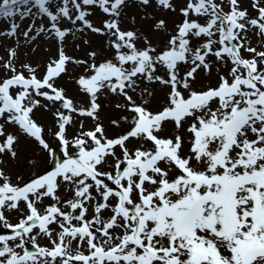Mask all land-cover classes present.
Segmentation results:
<instances>
[{
    "label": "snow or ice",
    "instance_id": "snow-or-ice-1",
    "mask_svg": "<svg viewBox=\"0 0 264 264\" xmlns=\"http://www.w3.org/2000/svg\"><path fill=\"white\" fill-rule=\"evenodd\" d=\"M131 2L181 19L145 12L154 42L122 29ZM0 18L13 42L0 57V264H264V0H2ZM89 33L104 49L85 38L86 58L68 55ZM21 36L24 55L38 37L56 44L42 75L20 65ZM108 96L122 102L106 129Z\"/></svg>",
    "mask_w": 264,
    "mask_h": 264
},
{
    "label": "rangeland",
    "instance_id": "rangeland-1",
    "mask_svg": "<svg viewBox=\"0 0 264 264\" xmlns=\"http://www.w3.org/2000/svg\"><path fill=\"white\" fill-rule=\"evenodd\" d=\"M2 2V0H0ZM185 3V0H179V5L182 6ZM243 6L249 7V0H243ZM21 11L24 10L23 8L20 9ZM227 10V9H226ZM249 11L252 10L249 8ZM147 12L151 14V16H154L156 19H165L168 22L169 28L173 27V24L176 22H179L181 19L179 16H177L175 13L172 12H166L162 9H157L155 6L152 8H147L142 10L141 7L137 6L134 2L130 3V6L125 9V15L121 17L122 19V29L124 30H136L140 29L145 34H147L150 39H152L154 42L160 40L162 37L158 33H154L151 31V24L153 21L151 19H141V16L144 15V13ZM33 13L35 14V9H33ZM136 18L135 24L131 23L132 17ZM15 22L21 25V30H26L29 24L32 23V18H26L25 20L21 21L19 17H15ZM42 18L36 19V26L39 27L40 22ZM92 21L94 22V25L97 27L101 26V22L105 19H108V17L105 16L99 9H95L93 15L90 17ZM44 22L47 24V20L45 19ZM10 26V21L5 20L3 18H0V30H8ZM89 39L91 41V45L93 48H96L97 50H103L106 37H101L95 34L89 33L86 37H80L79 39H70L69 40V46L66 48V52L68 55L72 57H78V58H86L85 54L90 50L88 46L81 44L80 48L77 49L75 45L77 43H80V39ZM257 38L253 37V41L255 43V40ZM20 43L24 45L20 49L21 55H20V65H22L25 62L31 63L33 66L37 67L38 69V75H42L45 71L44 65L47 63L49 58L55 57L57 54V46L55 43H49L46 38L38 37L37 39V51L35 54H31L29 51L28 55H24L23 53L28 49V46L25 44L23 37H20ZM9 46H13V42L9 40H0V57H4L7 59L8 53L7 48ZM46 48H50V51H46ZM19 67V65H18ZM23 70V69H21ZM70 72L72 77H78L80 74L83 73V69L76 65H70ZM61 86L67 89V94L73 98L78 97V89L74 82L70 78H65V80H62ZM203 83V79H202ZM116 102H122V100H118L115 97L108 96L107 98L103 99V103L105 105L104 111L101 113V116L103 118V123L105 128H109V120L110 119H118L121 115L120 111L114 108V104ZM36 119L43 123L45 125V128L47 129L49 126L53 127V130H55L54 126V118L51 113L49 112H39L36 114ZM79 119V118H77ZM93 127V121L91 119H87L85 121V129H91ZM50 145L53 148L58 149L59 146L57 143L54 142L53 138L48 137L47 138ZM25 151L28 154H32L33 158L37 161L39 164V171L43 173L46 170L49 169V163H48V157L46 153H43L41 150H39L35 145H29L25 149ZM23 163H26L24 161ZM21 171H27L31 172L32 169H25L23 167V164L20 168ZM13 179H15V174H13ZM15 222V221H13ZM3 234V233H0Z\"/></svg>",
    "mask_w": 264,
    "mask_h": 264
},
{
    "label": "water",
    "instance_id": "water-1",
    "mask_svg": "<svg viewBox=\"0 0 264 264\" xmlns=\"http://www.w3.org/2000/svg\"><path fill=\"white\" fill-rule=\"evenodd\" d=\"M57 157H58V158H60V157H59V153H58V152H57Z\"/></svg>",
    "mask_w": 264,
    "mask_h": 264
}]
</instances>
